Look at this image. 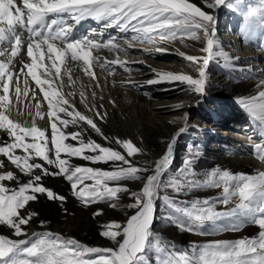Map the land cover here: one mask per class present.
Instances as JSON below:
<instances>
[{
    "label": "snow or ice",
    "instance_id": "obj_1",
    "mask_svg": "<svg viewBox=\"0 0 264 264\" xmlns=\"http://www.w3.org/2000/svg\"><path fill=\"white\" fill-rule=\"evenodd\" d=\"M227 3L229 0H204L208 9ZM262 9L264 5L250 10L249 17L259 15ZM69 19L74 24H68ZM86 19L105 21L103 29L116 28L121 33L131 32L132 35L119 40L115 35H110L104 40L103 31H92L87 37L74 38L73 28ZM215 25L214 15L189 0H22V7L16 0H0V58H3L0 59V130L8 138L0 143V155L6 157L25 176L32 177L18 188H12L4 182L18 181L17 176L12 171L0 174V225L12 229L17 237L11 239L0 235V264H152L148 259L147 249L154 235L151 226L156 218L157 200H163L174 213H179L177 226L182 231L205 235L207 233L202 229L206 224H217L223 220L235 223L239 219L245 222L250 220L260 231L255 238L193 244L190 250H177L171 245H164L157 237L153 244L157 253L154 257L155 264H264V171L247 175L232 174L230 171L215 168L207 174L205 180L200 181L194 178V159L188 158L177 170V174L169 177L165 183L163 178L174 160L175 139L167 146L166 152L155 162L154 167L136 166L127 157L142 150L131 141L121 140L119 137L109 141L98 126L97 120L105 121L108 116L106 111H101L103 105L100 108L90 107L85 93L81 91V103L92 113L87 115L77 110L71 102L74 92L67 95L61 92L64 86L62 67L68 83H74L72 70L67 67L69 61L81 65L82 71L96 81L99 87L94 71L96 65L110 74H115V68L109 67L110 65H118L125 71H131L126 67L127 62L119 57V53L127 51L121 46V41L131 48V42L154 44L157 41L189 39L204 44L200 49L205 54L203 56H185L179 53L195 67L198 78L163 72L157 73L158 79L150 80L149 83L179 82L187 85L191 92L204 95L207 91V70L210 62L221 55ZM18 29L28 33V60L21 61L22 66L16 71L14 59L24 48ZM100 48H108L109 51L117 53V58L107 61L94 57L93 50ZM155 51L163 52L167 49L157 47ZM41 69L46 78H41L38 74ZM29 77L35 88L31 87ZM54 86L56 90H52ZM37 89L42 94L41 98L37 97ZM91 95L96 97L95 92ZM31 101H35V104ZM42 101L47 102L46 113L40 110ZM239 102L264 126V91L249 98H240ZM14 113L16 116L32 117V123L14 119ZM45 115L50 126V136L47 135V128L38 127L36 124V118L44 119ZM81 122L105 141L119 144L127 156L95 140L89 139L85 142L82 131L67 133L62 130L70 124L78 126ZM183 131L181 128L180 132ZM69 138L76 141L77 145L65 143ZM18 149L22 150L23 155L16 154ZM257 149L260 150L259 144ZM89 152L93 154H86ZM62 154L93 163L117 161L120 164L112 170L72 167L68 159L62 158ZM259 158L264 160V154ZM37 159L43 163L33 162ZM46 165L56 171H49ZM4 166V161H0V168ZM36 170L40 174H36ZM149 172L151 174L144 175ZM61 175L70 183L73 195L85 205L104 201L111 202L113 208L117 206L118 194L130 191L129 188L120 186V181L143 182L140 191L130 192L134 203L129 207L136 209V213L123 226L119 223L109 224V230L102 233L104 237L115 242L117 247L86 246L74 238L65 239L51 231L34 232L29 236L25 226L38 213L21 215L20 210L29 202L36 201L38 194L49 200H65V197L41 183L43 176ZM85 181L92 183L86 184ZM113 184L115 186H110ZM201 187L222 189V197L217 201L197 199L189 205L188 202L176 200L167 194L168 189L179 196ZM233 198L237 199L234 207L227 211L216 210L217 203L227 206L233 202ZM101 214L99 211L93 213L94 216ZM167 218L173 219L172 216ZM180 220L184 223H180ZM41 227H44L43 221ZM230 230L238 231L239 228L233 227ZM121 236L123 239L118 240L117 237Z\"/></svg>",
    "mask_w": 264,
    "mask_h": 264
},
{
    "label": "rangeland",
    "instance_id": "obj_2",
    "mask_svg": "<svg viewBox=\"0 0 264 264\" xmlns=\"http://www.w3.org/2000/svg\"><path fill=\"white\" fill-rule=\"evenodd\" d=\"M189 2L200 6L202 10L215 16L216 38H218V46L220 47L218 50L220 53L225 54L227 53L225 50H229L232 53L231 58L234 59L219 60L213 66H209L206 94L196 97L189 87L185 86L183 89L188 90V92L172 95L173 93L169 94L161 91L164 84L151 85L149 81L157 79V73L163 72L187 74L193 76V78H198L195 67L179 53H183L185 56H203L205 54L200 49L204 47V44L189 39L173 42L157 41L154 44L134 42L135 44L148 46V48L167 49L163 53H168L169 57L164 59L150 57L142 52L130 55L143 60L145 63L139 69L145 74L138 79L139 81L134 82V87H131L134 97L124 92L129 90L125 85H120L123 94L121 90L114 92V90H101L95 86L96 97H91L93 104L96 107L103 105V109L109 111V117L105 121L97 120L98 126L101 127L109 141L119 137L121 140L131 141L135 147L141 149V152L132 157H127L139 167H154L155 162L162 157L167 150V146L175 139L174 160L171 168L163 178L165 183L169 177L177 174V170L184 165L185 159L188 158L194 159V178L200 181L205 180L207 174L215 168L230 171L232 174L256 175L258 174L256 167L248 162L251 156L254 155L244 150V143H249L256 149V161L264 164V160L259 158L260 155L264 154V128L257 121L242 120V118L248 117V114L243 110L239 111L237 108H239L240 98L253 94V91L257 88L253 81L258 78L251 80L248 75L251 70L260 69L253 63L256 58L248 59L245 54L240 52L242 50L243 53L248 52V49H245L247 46L252 49L253 56L260 57L261 53L264 54V9L255 17L250 18L248 15L250 10L261 8V5H264V0H229L226 5L215 9H208L204 4V0H189ZM67 23L74 24V21L69 19ZM94 24L103 25L104 23L97 21L93 23L91 19H86L81 21V24L76 25L73 32L81 29V38L87 37L93 27H96ZM94 31H96V28H94ZM101 31L105 34L109 32L108 35L104 36L106 40L110 35H115L118 40L121 37L128 38L132 35L131 32L123 35L116 28L112 31L107 29H101ZM19 32L22 36H26L24 39L27 44L28 33L21 29H19ZM232 39L241 40L239 44L241 49H235ZM123 45L126 44L121 41V46ZM99 50L105 51L106 48H100ZM130 60L132 61V59ZM261 67L264 68V64ZM115 74L119 76L126 73L115 72ZM81 85L87 88L89 83L84 81ZM178 85L184 84H170L166 85L165 88H176ZM101 96L103 99H100ZM110 101L115 103H110ZM133 101L136 104L137 119L135 120L132 117ZM188 101L195 102L191 108H186ZM176 105H183V107L177 108ZM209 107L210 110H208ZM231 114L234 118L228 117ZM60 115L63 116L62 113ZM233 122L239 125L249 123L246 126H251L250 130H246L241 134L235 128H232ZM181 128L184 129L183 132H180ZM47 129V135L50 136V126ZM62 130L67 133L82 131L85 142L89 139L95 140L97 143L121 151L122 154L127 156L126 151L119 144L105 141L83 122L78 126L70 124ZM230 134H232V137H230ZM7 139L6 134L0 130V143ZM65 143L77 145V142L71 140V138L66 140ZM258 144L260 150L257 149ZM16 154L23 155V152L18 149ZM86 154L91 155L93 153ZM62 158L68 159L69 165L72 167L81 166L112 170L120 164L117 161L93 163L77 157H66L64 154H62ZM0 161H4L5 164L3 168H0V174L12 171L18 178V181H5L6 186L18 188L20 184L27 183L32 179L31 176H25L19 169L15 168L6 157L0 155ZM33 162L43 163L39 159ZM46 167H49V171H56L50 166L46 165ZM36 174H40L39 170H36ZM148 174L151 173H145L144 175ZM41 183L66 199L63 201L49 200L46 196L38 194L36 201L29 202L24 209H21V215L29 212L38 213L33 221L25 226V230L29 235H32L31 233H34V230L35 232L51 231L65 239L74 238L86 246L113 248L117 247L116 243L104 237L102 233L109 230L107 228L109 224L119 223L123 226L129 217L136 213V209L129 207L130 204L134 203V200L130 198V192L140 191L143 187L142 181H120V186L127 187L130 191L119 193L116 199L117 206L113 208L111 202L104 201L85 205L73 195L70 183L62 175L56 177L43 176ZM85 183L91 184L92 181H85ZM163 194L161 193V195ZM167 194L176 200L188 202L190 205L192 201L197 199L217 201L222 197V189L201 187L179 196L168 189ZM236 202L237 199L233 198V202L227 206L217 203L216 210L227 211L234 207ZM156 208V218L152 224L153 227H151L154 235L147 249L148 259L152 261V264H155L154 257L157 255L153 248L157 237L164 245H171L177 250H190L193 244L204 245L223 240L235 242L238 235L244 236L246 239L255 238L258 237L260 231L259 227L252 224L250 220L245 222L243 219H239L235 223L230 220H223L217 224H206L202 229L203 232L207 233L205 235L191 233L182 231L177 226L179 213H174L173 209L167 206L163 200L156 201ZM97 211L102 214L94 216L93 213ZM169 216H172L173 219L169 220L167 218ZM41 221L44 222V227H41ZM180 223H184V221L180 220ZM233 227H238L239 230H230ZM157 229L161 231L157 232ZM56 230L59 232H56ZM228 234H230L229 237ZM0 235L17 239L13 230L5 225H0ZM232 237H236V239L232 240ZM117 239L122 240L123 237H117Z\"/></svg>",
    "mask_w": 264,
    "mask_h": 264
},
{
    "label": "bare ground",
    "instance_id": "obj_3",
    "mask_svg": "<svg viewBox=\"0 0 264 264\" xmlns=\"http://www.w3.org/2000/svg\"><path fill=\"white\" fill-rule=\"evenodd\" d=\"M16 3L18 5H20L22 7V0H16ZM261 3V2H260ZM91 21L93 23H95L96 21L95 20H92ZM99 22H103V23H106L105 21H99ZM69 23V22H68ZM81 24V23H80ZM88 24V23H87ZM101 24V23H100ZM100 24H94L96 27H93V30H91L90 32L94 31V28H96V31L95 32H100L101 29H103V25H100ZM98 26V27H97ZM100 26V27H99ZM76 28V27H74ZM79 28V27H78ZM90 28V27H89ZM91 29V28H90ZM114 28H109L107 29L108 31H112ZM18 32H19V29H18ZM25 32V31H24ZM81 32L82 30L79 29L77 32L74 31L73 32V36L74 38H81ZM109 33V32H108ZM108 33H106L108 35ZM130 33V32H128ZM128 33H123V35H127ZM104 33V36L106 35ZM103 36V39L106 40ZM26 37V36H25ZM24 36H22V39L24 41V48L22 49L21 53L14 59V65H15V70L16 71H19V68L22 66V63L21 61H27L28 60V57L26 55V42H25V38ZM217 41H218V38H216ZM232 43L235 45V49H241L239 48V44L241 42V40L237 41V40H231ZM219 42V41H218ZM133 44V47L131 48H128L127 44L126 45H123L122 47H124L125 49H127L126 52H121L119 53V57L121 60H124L126 61V67L128 69H130L131 71H125L124 69L120 68L118 65H110L109 67H112V68H115V72H124L126 73L125 75H119L117 76L116 74H110L108 71H104V70H101V68L96 65L94 67V71H95V75L96 77L98 78V81H99V89L101 90H114V92L117 90H121L120 89V85H125L128 87L129 90H126L124 92L127 93V95H132V97H134V94H133V91L131 90V87H134V82H136L138 79H140V77L143 76V74L145 73H142V70L140 71L139 69L142 66V64L144 63L143 60H139L137 59V57H131L130 55H136L138 54L139 52H142L144 54H146V56H150V57H157V58H166V57H169L168 56V53H163V52H156L155 49L156 48H148V46H145V45H141V44H135L134 42H132ZM219 44V43H218ZM62 46V45H60ZM220 47L218 46V49ZM245 49H248V52L246 53H243L242 51L240 53L242 54H245V56L248 58V59H253L256 58V61H254L253 63L257 66V68H260V69H254V70H251L248 75L250 76L249 79H257L255 81H253L255 84H256V89L255 91H253V94L247 96V97H244V98H249V97H252V96H255L259 91H264V68L261 67L262 64H264V54H262L261 52V56H253V51H251L252 49L249 48V47H245ZM227 53H221V55L217 58V60L213 61V62H210V66H213L217 61L219 60H227L226 57H231L232 56V53L229 51V50H225ZM224 51V52H225ZM259 53V54H260ZM93 56L94 57H100L102 58L103 60H107V61H112V60H115L117 58V53L115 52H112V51H109L108 48H106V50H93ZM259 57V58H258ZM0 59H3V58H0ZM132 59V61L130 60ZM145 64V63H144ZM230 65H232L231 63H229ZM253 65V64H252ZM254 65V66H255ZM67 67H70L72 72H71V75H72V80L74 81L73 84H69L68 83V77L67 75L65 74V69L64 67L61 68V76L63 78V81H64V86L63 88L61 89V92L62 94H65L67 95V93H70V92H74L75 95L73 97H71V102L74 103L75 107L77 110L81 111L82 113H85L87 115H92L91 112H88V110L85 108V104L84 103H81V96H80V93L81 91H83L87 97V103L88 105L91 107V106H95L92 102V92H94V87L97 86L96 85V81L92 80L89 78V76H87L83 71H82V68H81V65H79L78 63L76 62H71L69 61L68 64H67ZM146 67V66H145ZM144 69V68H143ZM145 72V71H144ZM211 72V71H210ZM53 73H54V69H53ZM38 74L41 75V78H46L44 75H43V69L39 70L38 71ZM212 74V72H211ZM77 75V76H76ZM23 79L24 77L22 76L21 77V84H23ZM29 83L31 85V87L35 88V84L34 82L31 81V78L29 77ZM158 79V78H157ZM88 82L89 83V86L87 88H84L81 84L83 82ZM139 81V80H138ZM252 82V83H253ZM175 83H179V82H175ZM175 83H169V82H160V83H155L157 85H163L161 87L162 88V92H167V93H173L172 95H175L174 93H186L188 92V90H184L183 88L187 85H178L176 86V88H165L166 85H170V84H175ZM151 85H154V84H151ZM45 87H47V85H45ZM80 87V88H79ZM84 88V89H83ZM126 88V87H125ZM127 89V88H126ZM177 89V90H175ZM52 90H56L55 86L53 87ZM102 92V91H101ZM123 92V90H121V93ZM98 93V92H97ZM104 93V92H103ZM120 93V92H119ZM120 93V94H121ZM123 94V93H122ZM196 97L200 96V95H197L195 93H193ZM100 95V94H98ZM29 96H31V92L29 93ZM42 94L39 92V89H37V97L38 98H41ZM93 98V97H92ZM137 99V98H136ZM150 99V98H149ZM137 101V100H135ZM132 102L133 104V111H132V117L133 119H137V114H136V104H134V102ZM33 104H35V101H31ZM188 105L186 106V108H191L195 102H192V101H188ZM239 105V108H237L239 111L240 110H243L246 114H248V117H244V119L242 118V120L246 121H250L252 122L253 120L254 121H257L259 124L260 121L257 120V119H254L244 108L243 106L240 104V102L238 103ZM149 106V105H148ZM147 106V107H148ZM96 107V106H95ZM96 108H100V105ZM148 109H150L148 107ZM211 108L209 107L208 110H210ZM42 112H45L47 111V102L45 101H42V104H41V109H40ZM101 111H106L107 113L109 111H107V109H101ZM109 114V113H108ZM109 117V115L107 116V118ZM228 117H233V115L231 114L230 116ZM13 118L14 119H17L21 122L27 120L28 123H32V117H29L27 115L25 116H16L15 113L13 114ZM236 119V118H235ZM237 120H240V119H237ZM138 123H140L139 121H137ZM36 124L38 127H41V128H47L49 127V123H48V118L47 116L45 115V118L44 119H40L39 117L36 118ZM48 124V126H47ZM249 123H246L244 125H239V124H236L235 122L232 123V128H235L237 132H240L241 134H243L244 131L246 130H250V127L251 126H246L248 125ZM140 126V125H139ZM264 128V126H262ZM233 134V133H232ZM230 134V137H232ZM236 134V133H235ZM234 136V135H233ZM238 136V135H237ZM229 137V136H228ZM235 137V136H234ZM241 142V141H240ZM244 150L249 152L250 154L253 153L254 156H251V158L248 160L249 163L253 164L256 169H257V172H261V171H264V164L263 163H259L256 161V149L252 147V145H250L249 143H244ZM235 204V203H234ZM153 227V225L151 226ZM157 232L161 231L159 229L156 230ZM35 232V230L33 231ZM56 232H59L58 230H56ZM32 234V233H31ZM241 235H244V234H241ZM230 236V234H228V237ZM227 237V238H228ZM247 237V236H246ZM226 238V239H227ZM229 239V238H228ZM236 237H232V240H235ZM240 239H246L244 236H239L237 237V240H240ZM224 241V240H223ZM227 241V240H226Z\"/></svg>",
    "mask_w": 264,
    "mask_h": 264
},
{
    "label": "water",
    "instance_id": "obj_4",
    "mask_svg": "<svg viewBox=\"0 0 264 264\" xmlns=\"http://www.w3.org/2000/svg\"><path fill=\"white\" fill-rule=\"evenodd\" d=\"M39 231V230H38ZM29 236H31V235H29Z\"/></svg>",
    "mask_w": 264,
    "mask_h": 264
}]
</instances>
